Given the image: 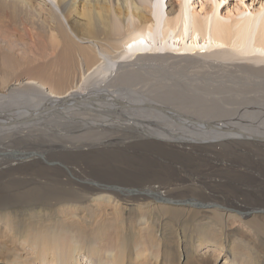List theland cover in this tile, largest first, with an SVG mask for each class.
<instances>
[{
    "label": "bare ground",
    "instance_id": "1",
    "mask_svg": "<svg viewBox=\"0 0 264 264\" xmlns=\"http://www.w3.org/2000/svg\"><path fill=\"white\" fill-rule=\"evenodd\" d=\"M53 1L46 22L32 0H8L19 13L10 24L0 22V42L18 34L34 56L26 88L11 92L45 96L31 103L0 94L7 101L0 104V139L25 141L5 133L15 122L28 128L30 112L62 107L75 94L98 107L106 105L103 97L107 105L126 98L125 108L71 113L76 123L62 118L54 126L61 128L58 140L22 158L0 144V264H212L203 233L222 241L236 219L248 221L252 231L236 228L234 258L222 264H264V66L230 63L234 46L250 56L264 50V16L254 9L236 21L232 10L221 17L217 4L204 16L194 13L190 44L183 45L189 15L173 18V5L161 32L158 1L153 9L152 0ZM208 39L221 47L212 53L221 61L211 85L171 81L155 85L153 97L149 90L150 98L139 94L136 87L151 81L147 68L168 58L150 42H183L182 54H188L206 52ZM5 53L3 71L11 74L13 58ZM118 55L128 64H116ZM20 80L14 84L23 85ZM159 121L191 134H167ZM58 154L59 165H52Z\"/></svg>",
    "mask_w": 264,
    "mask_h": 264
},
{
    "label": "rangeland",
    "instance_id": "2",
    "mask_svg": "<svg viewBox=\"0 0 264 264\" xmlns=\"http://www.w3.org/2000/svg\"><path fill=\"white\" fill-rule=\"evenodd\" d=\"M32 1L35 5L38 6L39 9L41 8V10L43 11V17L47 18V19H45L46 22L49 21V18L51 15L50 12L52 11V8L55 7L54 6L55 2L53 0H32ZM155 1H158V4L160 5V7H162L161 5L163 3L164 11L162 10L163 13H162V18H161L162 19L161 20V26H163V28L161 27L162 28L161 32H163L165 30V27H166L165 23H166L167 19H169V17H170L167 12L170 9L171 5H173L174 9H176L175 14L172 16L173 18H175V16L179 17V15L182 17H185V16H187V15H184L186 13L189 15L187 34L185 35L186 39H185L184 44H183V42H180L183 45L190 44L189 43L191 41L190 36L192 34V31H193L192 25H193L194 13H199L201 11L200 13L203 14L202 16H204L207 12V9H208V11H214L215 10L214 8L217 6V4H218V9H219L218 14L221 17L223 15L229 14V11L232 10V11H230V13L232 12V14L233 13H235V14H234V18H233V16L231 18L235 19V17H236V19H235L236 21H238L239 19H241L245 16H248L250 14V12H252V10H254V9H257V11L259 10L260 16H264V0H184V1L183 0H152L151 2L150 1L148 2L149 8H150V5H152L151 9H153V7L155 5L154 4ZM0 5H1L0 6V20H1L0 22L10 24L14 13L15 12L19 13V11L15 10L14 7L10 5L8 0H0ZM8 5H10V6H8ZM181 7H182V11L180 13ZM249 7H250V9H248ZM249 10H251V11H249ZM58 11L60 12L59 9H58ZM152 13L153 12L148 13L147 16H151L153 18ZM211 15L212 14L210 13L209 17ZM241 15H243V16H241ZM48 23H51V22H48ZM180 27H181L180 25L177 27V29L175 31L176 34L179 33V30L181 29ZM17 35L18 34H11L9 36L10 38L13 39V40L11 39L12 41L10 40V38L8 39V41H10L11 43L8 41L6 43L0 42V46L1 47L3 46L2 50L6 52V53L0 52V94L10 96L11 97L10 102H16L19 98H23L24 102H26V101L34 102V101L41 99L45 95L41 94L38 91H14V92H11L12 88L13 89L26 88L27 84H25V82L29 79V75H28L27 71L29 70V67H31V65L29 63L34 58L32 52H31V48L28 44L29 40L27 38L21 39L20 35H18V36ZM150 41H153V40H150ZM157 41L156 42L155 41L150 42L151 46L152 47L155 46L156 48L155 47L154 48L157 51H159L160 54H162V55L168 54L167 55L168 58H166L167 60H165L166 62H164L163 64H160L158 62L159 64L157 63L158 65L153 66L154 68L152 66L147 68V71L145 72V77L149 78V80H151V81H148L149 83H147V84H146V82H143V84L141 83L140 85L137 86L138 88L135 86L136 89L141 91V92H139V94L141 93L144 96H147L148 98H150V96L153 97V94H155V92H156V90L154 89V88H156L155 85H157L159 83L164 84L166 82L170 83L171 81H172L171 83H176V82L178 84L182 83V86H187V84L189 82L190 85L192 83V86L196 85L197 88H203V87H206L208 85H211V83H213L211 80V77L214 79H215V77L216 78L218 77V75L216 76V73H215L216 72L215 69H217V68L214 67L215 66L214 64H216L217 62L219 63V61H221V60L217 61L215 59V57L212 56V53L216 52L217 50H220L221 47L215 46L211 41H209V39H208V41L210 43L209 42H207L208 44L206 43L208 46V47H206V52H200V50L197 49L196 52H190L188 54H182L183 50H181V46H183V45L180 43H174V41H167L166 42L165 40H163V41L157 40ZM81 43H83V42H81ZM164 43H167L168 45H165ZM5 46H7V47H5ZM161 46L162 47L164 46V49H162ZM165 46L167 49H165ZM8 47H10V48H8ZM231 47H233V46H230L229 49H231ZM233 48H234V50H233ZM233 48L231 49V51L232 52L234 51V53L236 55H235V59H232L234 62L231 60L232 62L229 61L230 63H233V64H242L243 63L246 65L250 64L253 66H255V65L264 66V59L261 61H257L253 58L256 55L260 56L261 59L264 58V50H262V51L260 50L258 52L256 51L255 53H253L252 56H250V54L248 55L247 53L243 52V49H241L242 47L234 46ZM122 50L123 49L118 51V53H120ZM166 51H168V52H166ZM1 53H5V54L9 53L8 56H12V58H13L12 64H13L14 68H13V70L10 71V72H12L11 74H6L3 71V57H2ZM118 53H115V54L113 53V55L110 54V56H115ZM179 53H181V54H179ZM126 57L127 56L123 57V56L118 55L114 58V60L116 61V64H128ZM205 60L207 62L212 61L211 63L213 65L212 66L205 65L204 64V62H206ZM148 63H146V64H148ZM217 71H218V69H217ZM151 72L153 74H151ZM155 72H156V75H155ZM150 76H152V77H150ZM169 76L170 77L172 76L171 79ZM17 78L21 79L20 81L23 82L22 83L23 85L14 84L15 80ZM210 80H211V82H210ZM92 81L95 82L96 80L95 79L89 80V83H87V85H89ZM80 83H82V81ZM104 83L105 82H103V84ZM168 83H166L164 85H167ZM14 85H16V87ZM87 85H85V83H83L81 85V88L79 89L78 93H82L83 88H85ZM190 85H188V86H190ZM107 88L109 90H112L113 87L108 86ZM144 88H146V89H144ZM191 88L197 89L196 87H190L189 89H191ZM96 89H101V87H96ZM148 90H149V92H151V94L148 92ZM153 90L155 92H152ZM204 90L205 89H203L202 91H204ZM88 91H89V89H88ZM45 92H46V94L49 95V93L47 91H45ZM92 92L98 93L95 90ZM149 94H150V96H149ZM213 97H216V96H213ZM74 98H77V101L71 103ZM104 98H106L105 102H104L106 105L101 106V107L94 106V105L89 104V103L83 104L85 102V100H83L84 98L78 94H75L74 97L68 96L65 99L66 103H64L62 105V107H59V108H56L52 104H51L50 108H46L44 105L41 111H38V109H37V110L29 113L31 115V118H30L31 122L26 123L27 124L26 126H28V128H23L22 125L18 124L19 122H15V124H17V125L14 127V129L5 133V134H11L13 132H17L20 136L26 138L25 141H21L20 143L19 142L12 143V145H11V141L14 138V136H12L10 140L3 139V138L0 139V144H3L2 147L9 144L10 147L8 149L18 153V155H16V156L22 158V157H24L26 152H31V151L34 152V151L45 149L48 144L58 140L61 137V134L58 133L61 128L60 127L54 128V126L56 124L60 123V119H62V118L69 119L68 121L70 122V124L76 123V122H74V121H76V118L72 117L71 113L78 114L81 111L86 110L88 112L96 114L99 111L104 112L106 110V107H113L115 109H118L120 113H123L122 110L125 108V104H123V102H125L126 98H123V100L116 98V101L112 105H107V103L109 102V99L107 97H103L102 99H104ZM99 100H101V99H99ZM5 102H7V101H5V99H3V98L0 99V104L5 103ZM34 103H37V102H34ZM34 103H33V105H34ZM40 117H42L43 120H39ZM33 122H36V123H33ZM78 123H79V121H78ZM158 125H159V127L162 126L161 129L164 130L165 132H167V134L172 135V133H173V134H175V136L178 134L179 136L177 135V137H183L185 135L191 134L189 129H186L184 127L182 128L181 125H179L175 122L171 123L168 121L167 122L159 121ZM172 130H173V132H172ZM179 131L183 132V133H179ZM176 132H178V133H176ZM218 149H220V148H218ZM134 150L135 149L133 148V151ZM145 151H147V150H145ZM55 156H56L55 159H57V161H56L57 164H52V165H59L58 161L62 155L58 154ZM12 158H13V156H12ZM62 159L64 160V157ZM15 162L16 161L14 160L12 163H15ZM49 162H51V161H49ZM105 201H107V200H105ZM105 204H108V203H105ZM103 205H104V203H103ZM110 206L113 208V211H108V212L114 213V206L111 204H110ZM123 206H124L123 203H121V205L119 207L122 209ZM217 210H221V208H218ZM112 216H114V214ZM250 218H252V215L247 216L246 220L250 219ZM234 219H236V218L234 217ZM109 221L111 223L113 221V217H112V219H109ZM236 228H238V230L252 231V226L250 225V223L248 221L243 222V221L236 219V220H232L228 223L227 232H229V234L226 235V237L224 236L222 238V241H219V240L217 241V239L210 233H209V235L207 233H203V236H205L207 241H208L206 243L207 246H204V248L207 249V251H208L207 254H212V264H222L223 262L228 261V260L230 261L234 258L233 252H235V250L233 249V242L236 241V235L234 233ZM220 242H222V245H220ZM208 245L213 246L212 250H211L212 252H209L210 247H208ZM204 248L200 249V252H204L205 251ZM228 254H230V256L228 258H226V255H228ZM236 259L238 260V259H240V257H238ZM217 260H218V262H217ZM147 262H148L147 259H143L140 263L143 264V263H147ZM147 264H150V263H147Z\"/></svg>",
    "mask_w": 264,
    "mask_h": 264
}]
</instances>
